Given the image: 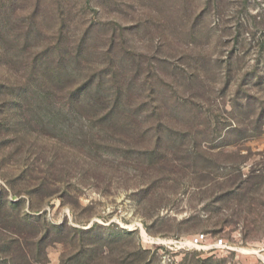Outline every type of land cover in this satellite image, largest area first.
Returning <instances> with one entry per match:
<instances>
[{
  "label": "rangeland",
  "instance_id": "374dc122",
  "mask_svg": "<svg viewBox=\"0 0 264 264\" xmlns=\"http://www.w3.org/2000/svg\"><path fill=\"white\" fill-rule=\"evenodd\" d=\"M261 115L264 0H0V264H264Z\"/></svg>",
  "mask_w": 264,
  "mask_h": 264
},
{
  "label": "built area",
  "instance_id": "2783aa9c",
  "mask_svg": "<svg viewBox=\"0 0 264 264\" xmlns=\"http://www.w3.org/2000/svg\"><path fill=\"white\" fill-rule=\"evenodd\" d=\"M207 240H208V236L201 233V234H196L193 237H191L189 239V242L194 247H201L207 242ZM214 246L227 248V245H224L222 240H219Z\"/></svg>",
  "mask_w": 264,
  "mask_h": 264
},
{
  "label": "trees",
  "instance_id": "16d2710c",
  "mask_svg": "<svg viewBox=\"0 0 264 264\" xmlns=\"http://www.w3.org/2000/svg\"><path fill=\"white\" fill-rule=\"evenodd\" d=\"M40 2V0H38V3ZM36 4H37V1H36ZM64 17V14L63 15H61V18H63ZM33 19H34V16H33ZM62 23V22H61ZM63 24H61V27H60V33H62L63 32V28L66 26V25H63ZM39 26H40V24H39ZM36 64L34 63V66H35ZM42 66V65H41ZM40 67V66H39ZM112 78H113V80H114V82L116 83V84H118V85H120V82L118 81V76H117V73H116V70L115 69H113V72H112ZM115 102V101H114ZM156 109H159V107H155ZM261 117L262 118H264V115H261ZM17 245H19V244H17ZM13 248H15V247H10L9 249H8V252H10L11 253V255H12V259H11V261L12 260H14L16 257H17V255H15V254H17L16 253V250L15 249H13ZM15 253V254H14ZM16 264H21V262H17Z\"/></svg>",
  "mask_w": 264,
  "mask_h": 264
}]
</instances>
